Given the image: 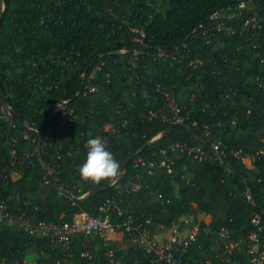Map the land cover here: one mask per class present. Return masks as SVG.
Returning a JSON list of instances; mask_svg holds the SVG:
<instances>
[{"label":"trees","instance_id":"16d2710c","mask_svg":"<svg viewBox=\"0 0 264 264\" xmlns=\"http://www.w3.org/2000/svg\"><path fill=\"white\" fill-rule=\"evenodd\" d=\"M5 4L0 82L10 108L40 125L43 140L39 149L38 131L10 112L5 115L0 95V193L13 214L0 221V264H107V247L114 249L121 264H149L141 233L123 225L129 218L134 225L143 223L162 246L175 230L185 238L191 228L185 221L193 219L201 232L189 250L180 252L183 258L224 264L230 257L227 264H254L250 244L256 254L264 249V237L259 242L249 239L255 213L264 219V0H168L163 10L139 20L134 14L146 6L145 0ZM231 8L238 9L224 15ZM253 17L261 27L247 23ZM217 23L231 30H218ZM13 43L21 46L20 55L35 59L17 82L6 80L1 61ZM59 55L70 58V65L59 63ZM132 63L137 77H132ZM35 79L49 87L40 113L29 105ZM173 98L184 113L189 111L185 124L164 118L173 116ZM151 110L157 111L156 117H150ZM107 124L116 131H105ZM167 131L180 133L158 137ZM50 136H59L62 145ZM91 137L106 142L120 169L141 150L114 182H85L77 169ZM177 142L201 145L208 157L198 160L179 146L172 149ZM216 142L226 150L222 158L213 153ZM164 147L170 171L156 167L145 176L144 187L123 198L122 211L114 216L121 226L104 234L109 235L107 247L103 238H94L93 259L82 256L88 248L83 234L74 235L68 247L53 248L48 238L32 233L22 222V212L35 226L97 211L135 180L138 158L159 162ZM14 149L22 162L12 163ZM236 150L254 157L253 168L234 154ZM100 188L104 190L89 195ZM200 212L210 221L200 220ZM222 228L234 243L228 256L223 253Z\"/></svg>","mask_w":264,"mask_h":264},{"label":"built area","instance_id":"2783aa9c","mask_svg":"<svg viewBox=\"0 0 264 264\" xmlns=\"http://www.w3.org/2000/svg\"><path fill=\"white\" fill-rule=\"evenodd\" d=\"M250 21L255 22V25L258 28L261 27V23L258 19L256 20V18L253 17L247 20V23H249ZM216 28L218 30L222 28L231 30V27H226L222 23H217ZM256 31L257 30H254L253 34H255ZM135 66V63H132L130 67L132 77H137ZM259 85L263 86L261 82H259ZM90 90H94V88L92 87L90 88ZM171 104L173 116L171 118H168L166 115H164V118L174 124H185L186 117L189 111H187V114L184 113V107L180 106L175 98L171 100ZM60 108L61 107H58V109ZM149 115L150 117H156L157 111L151 110L149 112ZM104 129L105 131H116V128L110 124H107ZM205 133L206 135H210L211 132L208 128H206ZM50 138L56 143H59L60 146L62 145L59 136H50ZM176 146H179L181 149L187 151L189 155H192L198 160H203L204 158L208 157L207 151L201 145H189L184 142H177L175 144H172L171 148L174 149ZM212 149L214 155L217 158H222L226 155V150L222 148L220 142L214 143ZM78 150L79 148H75L74 152ZM74 152L70 150L69 154L73 155ZM161 153L163 154L164 159L160 160L159 162L154 158L149 160L138 158L135 162V180L129 185V187L118 191L116 195L107 198L98 207L97 211H81L75 214L70 220H62L59 222L45 220L40 221L35 226L30 225L29 217L26 216L24 212L20 214V218L32 233H38L41 236L48 238L53 248H58L60 246L68 247L74 235L83 234L85 243L88 244V248L83 251L82 256L86 259H93L97 251V245L93 243L94 238L98 236L103 238V244L107 247L109 235L104 234L107 231L121 226V223L119 221L114 220V216L115 214L121 213L123 198L133 192L139 191L142 187H144L145 176L152 175L156 167L163 166L170 171L169 165L166 164V159H168L167 147L162 148ZM234 154L238 157H242L244 164L248 168H253L254 157L249 155L243 157L241 154V150L234 151ZM11 157L12 163L22 162V160L18 158L15 149L12 151ZM12 216L13 214L6 198H4L0 193V221H4L5 219ZM149 221L150 220H147V222ZM185 222L191 227L189 234L185 238H181V231L179 232L175 230L170 237V242L165 246H162L157 242V240L155 239V234H153L150 230H145V226H143V223H136L134 225L133 219L129 218L123 223V225L126 226L128 230L135 229L141 233V241L146 248V252L150 255L149 264H213L211 259L195 261L189 258L182 257L180 252H186L187 250H189L190 247L198 241V236L201 232V226L199 222H196L190 218L186 219ZM251 223L253 225V229L249 235V239L251 242H259L264 237L263 216L258 212L255 213L251 220ZM219 234L224 238L223 253L225 254V256H228L232 252L234 243L231 241L229 233L225 228H222ZM248 254L251 257L252 263L264 264V249L256 254L252 247V244H250ZM105 258L107 264H121V262L116 259L114 249L110 247L106 248ZM230 260V257H227L224 261V264H227L228 262H230ZM27 262L29 264H35L33 260H27ZM57 264L65 263L63 262V260H59Z\"/></svg>","mask_w":264,"mask_h":264},{"label":"rangeland","instance_id":"374dc122","mask_svg":"<svg viewBox=\"0 0 264 264\" xmlns=\"http://www.w3.org/2000/svg\"><path fill=\"white\" fill-rule=\"evenodd\" d=\"M145 2H146V6L144 8L137 9L136 14H134L135 19L139 20L140 18L142 19L143 17H146L148 13H151V12L154 13V12H159L163 10L165 6L167 5L168 0H145ZM237 9L238 8H231L228 11H226L224 15L232 16ZM1 11L3 12V10ZM2 12H1V15H2ZM135 19L134 20L132 19V22L136 21ZM137 25H139V22H137ZM137 40H140V39L137 38ZM20 53H21V46L16 45V43H13L8 48V51L2 55V58H1V61L3 62L2 69L6 71L7 81L17 82L18 79H20L22 75L28 71L30 65L31 66L34 65V62H35L34 58L23 57L22 55H20ZM57 61L59 63H62L65 66L70 65V58L68 57L65 58L62 55H59V57L57 58ZM96 71H97V67L94 69L92 75H95ZM48 89L49 87L46 88L41 81H38L35 79V84L33 87L34 96L29 102L31 111L33 113L42 112L43 109H41L40 107V102L42 101V99L47 97ZM12 93L13 92L10 90V94ZM9 110H10V107H8L7 105L3 106V111L5 115L9 113Z\"/></svg>","mask_w":264,"mask_h":264},{"label":"clouds","instance_id":"9594fccd","mask_svg":"<svg viewBox=\"0 0 264 264\" xmlns=\"http://www.w3.org/2000/svg\"><path fill=\"white\" fill-rule=\"evenodd\" d=\"M86 157L78 166L81 180L98 184L104 180L115 181L120 170V162L107 148L100 137H91L86 141Z\"/></svg>","mask_w":264,"mask_h":264},{"label":"water","instance_id":"95a60500","mask_svg":"<svg viewBox=\"0 0 264 264\" xmlns=\"http://www.w3.org/2000/svg\"><path fill=\"white\" fill-rule=\"evenodd\" d=\"M1 2H3V0H2ZM5 6H6V4H5V0H4V9H3L2 15H1V17H0V21H1L2 17H3V15H4ZM0 95H1L2 99H3L4 102H5V105H7L8 107H10V106H9V101H8V98H7V94L5 93V91H4L3 87H2L1 82H0ZM9 112L12 114L13 118H15L16 120L22 122L23 124L27 125L28 127L32 128V129L38 131V133H39V144H38V148L40 149L41 142H42V140H43V133H42V130H41L40 125H37L36 123H33V122H31V121L25 119L24 117L20 116L18 113H16V112H15L14 110H12L11 108H10ZM179 133H180V132H177V131H167V132H165V133L160 134L158 137H161L162 135H174V134H179ZM140 150H141V149H139V150H137L136 152H134V153H133V154H132V155H131L126 161H125V163L123 164V166H122L121 169H120L119 177H120L121 174L124 172V170L128 167V165L130 164V162L138 156ZM102 190H104V188H100V189H97V190L91 191V192L89 193V195H90V196L96 195V194H98L99 192H101Z\"/></svg>","mask_w":264,"mask_h":264},{"label":"crops","instance_id":"0c3cea01","mask_svg":"<svg viewBox=\"0 0 264 264\" xmlns=\"http://www.w3.org/2000/svg\"><path fill=\"white\" fill-rule=\"evenodd\" d=\"M17 176H15L14 175V178H16ZM202 216V217H201ZM198 218L199 219H205V220H207V221H210V217L208 216V215H206L204 212H200L199 214H198Z\"/></svg>","mask_w":264,"mask_h":264}]
</instances>
